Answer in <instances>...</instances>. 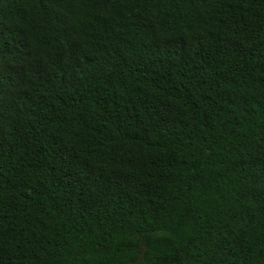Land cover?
Returning a JSON list of instances; mask_svg holds the SVG:
<instances>
[{"label":"trees","instance_id":"obj_1","mask_svg":"<svg viewBox=\"0 0 264 264\" xmlns=\"http://www.w3.org/2000/svg\"><path fill=\"white\" fill-rule=\"evenodd\" d=\"M0 264H264V0H0Z\"/></svg>","mask_w":264,"mask_h":264}]
</instances>
